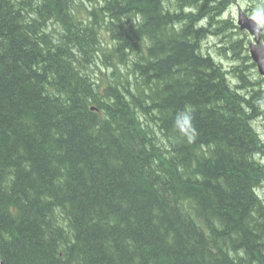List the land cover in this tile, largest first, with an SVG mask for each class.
I'll list each match as a JSON object with an SVG mask.
<instances>
[{"label":"trees","instance_id":"obj_1","mask_svg":"<svg viewBox=\"0 0 264 264\" xmlns=\"http://www.w3.org/2000/svg\"><path fill=\"white\" fill-rule=\"evenodd\" d=\"M229 4L0 0L3 264H264V80Z\"/></svg>","mask_w":264,"mask_h":264},{"label":"rangeland","instance_id":"obj_2","mask_svg":"<svg viewBox=\"0 0 264 264\" xmlns=\"http://www.w3.org/2000/svg\"><path fill=\"white\" fill-rule=\"evenodd\" d=\"M231 4L228 6L227 10L221 15L216 17V20H225L230 23H233L234 25H237V15L239 9H243L244 11L248 12L247 14L252 17V14L261 9L260 3H258L256 0H230ZM171 12L176 13V8L172 9ZM210 18H208V21ZM225 28V29H224ZM225 36L229 37L230 34L234 36L236 39H245L248 40L249 43L253 41V38L248 32L242 31L241 29H231L228 27V25L223 26ZM240 33H239V32ZM223 39H226L225 37L222 38L221 36H217V38H209L206 39L203 43V47L205 51L209 54H211L213 57H216L220 62H222L223 66L227 69H230L236 62L232 60V57H234L233 53L229 51V54L223 55V57L219 56V48L222 46L220 42H222ZM227 40V39H226ZM221 53V51H220ZM258 73V72H257ZM259 74L253 73L252 80H257ZM262 117L255 121L253 123L254 128L256 129L258 135L260 136L263 145H264V106L261 108ZM260 157L257 158L263 165H264V156L259 155ZM258 194L260 197L264 200V186L260 187L258 190Z\"/></svg>","mask_w":264,"mask_h":264},{"label":"water","instance_id":"obj_3","mask_svg":"<svg viewBox=\"0 0 264 264\" xmlns=\"http://www.w3.org/2000/svg\"><path fill=\"white\" fill-rule=\"evenodd\" d=\"M238 25L242 30H247L254 36V42L250 44V55L257 65L258 72L264 78V43L261 37L262 29H257L252 18H249L243 11L239 13ZM0 264H3L1 258Z\"/></svg>","mask_w":264,"mask_h":264},{"label":"clouds","instance_id":"obj_4","mask_svg":"<svg viewBox=\"0 0 264 264\" xmlns=\"http://www.w3.org/2000/svg\"><path fill=\"white\" fill-rule=\"evenodd\" d=\"M252 20L255 22L257 29H264V12L257 10L252 14ZM191 114L183 113L177 121V124L181 132H184L186 129H191Z\"/></svg>","mask_w":264,"mask_h":264}]
</instances>
